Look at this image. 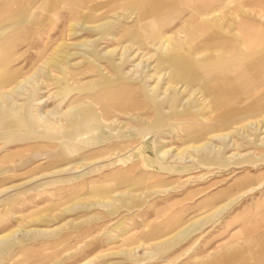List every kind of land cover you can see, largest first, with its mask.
<instances>
[{
  "label": "rangeland",
  "instance_id": "obj_1",
  "mask_svg": "<svg viewBox=\"0 0 264 264\" xmlns=\"http://www.w3.org/2000/svg\"><path fill=\"white\" fill-rule=\"evenodd\" d=\"M189 6L147 33L137 8L0 0V264H264V104L214 120L199 51L264 29V0H220L195 40Z\"/></svg>",
  "mask_w": 264,
  "mask_h": 264
},
{
  "label": "crops",
  "instance_id": "obj_2",
  "mask_svg": "<svg viewBox=\"0 0 264 264\" xmlns=\"http://www.w3.org/2000/svg\"><path fill=\"white\" fill-rule=\"evenodd\" d=\"M61 5L63 13L70 17L84 19L87 23L111 17L124 9H138V22L142 21L141 30L152 31L162 27L170 12L175 11L180 4H190L188 16L182 24L188 27L186 35L195 40L198 35H204L208 26L202 21L204 16L214 11L220 0H51ZM132 12L130 16L132 17ZM229 35H211L204 40L202 49L206 56L201 61L200 76L205 91L209 96L210 113L220 112L214 120L222 121L239 113L250 112L258 103L264 104V96H259L264 90V29L252 21H240L228 26ZM227 30V29H226ZM239 37L235 39L234 35ZM167 37V36H166ZM183 57L192 58L188 55ZM192 62V61H191ZM199 69V68H198ZM186 72H181V74ZM189 74V73H187ZM199 75V73L197 72ZM255 102V103H254ZM249 103H252L248 106ZM242 108H233L234 105ZM247 106V107H246ZM259 258L264 261V236L255 247ZM213 259L209 264H219Z\"/></svg>",
  "mask_w": 264,
  "mask_h": 264
},
{
  "label": "bare ground",
  "instance_id": "obj_3",
  "mask_svg": "<svg viewBox=\"0 0 264 264\" xmlns=\"http://www.w3.org/2000/svg\"><path fill=\"white\" fill-rule=\"evenodd\" d=\"M3 47V49L1 50V57H0V64L1 63H3V62H5L4 61V59H5V57L7 56V51H8V46H9V44L7 43V42H5V43H3V45H2ZM10 78L11 77H9V74L8 75H6V76H3L2 74H1V72H0V85L1 86H5V84L7 83V82H9V80H10ZM116 98V97H115ZM123 98V97H122ZM113 102V101H112ZM86 108H89L88 107V105L86 106ZM109 108V107H108ZM86 112L87 113H85L83 110H82V112H81V120H80V122L81 123H78V124H80V125H78V126H75L74 128H75V132H78L80 129H82L83 128V124L88 120V109L86 110ZM77 127V128H76ZM162 157V156H161Z\"/></svg>",
  "mask_w": 264,
  "mask_h": 264
}]
</instances>
